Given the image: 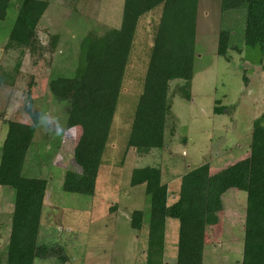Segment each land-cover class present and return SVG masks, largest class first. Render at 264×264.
<instances>
[{
    "label": "rangeland",
    "instance_id": "obj_1",
    "mask_svg": "<svg viewBox=\"0 0 264 264\" xmlns=\"http://www.w3.org/2000/svg\"><path fill=\"white\" fill-rule=\"evenodd\" d=\"M43 1L48 8L37 26L39 41L46 47L50 36L59 37L51 61L46 51L42 57L31 56L9 41L21 0H11L6 18L0 21V149L7 122L31 124L26 98L37 112L55 108L66 116L64 104L49 92V81L71 82L82 40L121 26L124 0ZM160 17L159 7L138 22L94 195L62 190L66 172L79 173L73 150L81 129L66 127L63 138L35 133L22 176L48 182L38 244L63 248L67 262L49 258L34 264H145L150 196L145 186H130L132 172L147 166L160 169L170 206L179 197L184 173L209 163L214 175L249 157L252 125L264 115V58L260 60L258 49L244 45V11L221 13L220 0L198 1L194 76L185 98L178 93L181 81L170 83L164 149L138 154L128 147ZM220 30L231 32V45L243 51L240 55L229 51V62L217 56ZM218 106L226 112L213 114ZM14 198L12 189L0 186L1 253L10 234ZM222 203L223 211L207 218L214 233L204 245V264H240L242 260L246 193L228 190ZM134 211L143 213L140 231L130 226ZM178 228V221L167 220L164 264H176Z\"/></svg>",
    "mask_w": 264,
    "mask_h": 264
},
{
    "label": "trees",
    "instance_id": "obj_2",
    "mask_svg": "<svg viewBox=\"0 0 264 264\" xmlns=\"http://www.w3.org/2000/svg\"><path fill=\"white\" fill-rule=\"evenodd\" d=\"M199 0H124L118 30L102 36L87 35L80 44V56L71 82L51 80L48 89L67 116V128L81 129L73 150L79 173L67 171L62 185L66 193L92 196L140 18L157 8L161 17L147 66L143 92L135 110L128 147L138 154L164 149L168 92L170 83L181 81L178 93L185 98L194 76V46ZM11 0H0V21L6 18ZM48 2L21 0L9 41L25 48L31 56L54 54L59 37H49L43 47L37 26ZM244 11V45L258 49L264 58V0H220V11ZM11 43V44H12ZM243 51L231 45V32L220 30L217 56L229 62L228 52ZM247 84V80H243ZM29 98V97H28ZM218 102V101H216ZM219 105V102L217 103ZM215 107L213 114L226 111ZM26 111V108H25ZM35 116H33V119ZM0 152V186L15 193L10 218V234L0 264H34L35 260L67 257L63 248L38 244L42 209L48 195V182L22 176L26 155L35 132L30 125L7 122ZM249 157L210 175L209 163L181 176L177 201L168 205L167 185L161 170L136 168L130 186H145L150 196V217L145 264H164L167 220L179 223L176 264H202L207 218L223 211L222 197L231 189L246 193L244 245L241 264H264V115L251 129ZM143 213L134 211L130 226L140 231Z\"/></svg>",
    "mask_w": 264,
    "mask_h": 264
},
{
    "label": "clouds",
    "instance_id": "obj_3",
    "mask_svg": "<svg viewBox=\"0 0 264 264\" xmlns=\"http://www.w3.org/2000/svg\"><path fill=\"white\" fill-rule=\"evenodd\" d=\"M25 108L26 115H28L37 135L63 138L64 129L69 126L66 116L60 114L55 108L37 112L30 98H26ZM33 116H35L34 119Z\"/></svg>",
    "mask_w": 264,
    "mask_h": 264
},
{
    "label": "crops",
    "instance_id": "obj_4",
    "mask_svg": "<svg viewBox=\"0 0 264 264\" xmlns=\"http://www.w3.org/2000/svg\"><path fill=\"white\" fill-rule=\"evenodd\" d=\"M45 206V205H44ZM44 208V207H43ZM41 224V223H40ZM210 228V229H209ZM211 230H212V225H210L208 222H207V230H206V233H205V241H204V245H207L209 242V236L211 235V234H213L214 232H211ZM212 236V235H211ZM204 254H205V251H204ZM202 264H204V258H203V263ZM240 264H241V262H240Z\"/></svg>",
    "mask_w": 264,
    "mask_h": 264
}]
</instances>
